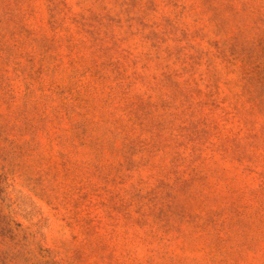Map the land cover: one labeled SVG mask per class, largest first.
<instances>
[{
    "label": "rangeland",
    "instance_id": "obj_1",
    "mask_svg": "<svg viewBox=\"0 0 264 264\" xmlns=\"http://www.w3.org/2000/svg\"><path fill=\"white\" fill-rule=\"evenodd\" d=\"M0 264H264V0H0Z\"/></svg>",
    "mask_w": 264,
    "mask_h": 264
}]
</instances>
